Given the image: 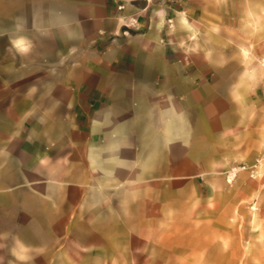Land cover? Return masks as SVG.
I'll return each instance as SVG.
<instances>
[{
	"label": "crops",
	"instance_id": "1",
	"mask_svg": "<svg viewBox=\"0 0 264 264\" xmlns=\"http://www.w3.org/2000/svg\"><path fill=\"white\" fill-rule=\"evenodd\" d=\"M262 30L264 0H0V261L156 264L173 232L219 238L204 203L264 122Z\"/></svg>",
	"mask_w": 264,
	"mask_h": 264
},
{
	"label": "rangeland",
	"instance_id": "2",
	"mask_svg": "<svg viewBox=\"0 0 264 264\" xmlns=\"http://www.w3.org/2000/svg\"><path fill=\"white\" fill-rule=\"evenodd\" d=\"M257 45L261 53L246 56V59L251 63L254 81L253 101L256 102L253 103V111L262 112L264 115V30L261 31ZM243 147L247 149L244 157L239 156L237 159L227 162L225 167L219 168L218 173L225 180L223 186L213 187L221 193L220 200L217 201L219 203L213 205L211 194L204 203L205 208H208L209 211L213 206L218 207V213L214 216L219 215L220 219L219 238L214 240L199 239L195 237L197 232L194 231L173 232L170 248L171 262H169L167 249L164 251L157 248L159 261L156 264H245L244 259L247 256H252V259L255 260H257L256 255L264 256V122L253 124L250 143H244L241 138L238 148L243 149ZM243 167L245 169H242ZM247 186H250L249 196L237 198L232 213L227 214L228 191L235 190L238 196L239 192ZM211 216L196 215L194 218L196 221L210 223L211 221L208 219H211ZM205 233H209V231L205 230ZM2 251L3 248H0V258H2ZM212 254L215 259L213 262L208 260ZM197 255L202 256L205 261H197ZM0 264L6 263L0 261ZM26 264L39 263L33 257ZM252 264L261 263L256 261Z\"/></svg>",
	"mask_w": 264,
	"mask_h": 264
},
{
	"label": "built area",
	"instance_id": "3",
	"mask_svg": "<svg viewBox=\"0 0 264 264\" xmlns=\"http://www.w3.org/2000/svg\"><path fill=\"white\" fill-rule=\"evenodd\" d=\"M117 8H118V9H121V8H122V6H118ZM242 169H245V167H243Z\"/></svg>",
	"mask_w": 264,
	"mask_h": 264
}]
</instances>
